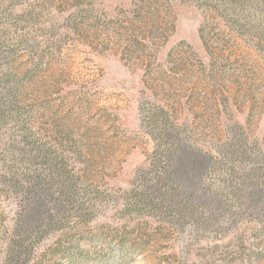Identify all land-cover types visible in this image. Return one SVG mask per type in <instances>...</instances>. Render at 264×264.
I'll use <instances>...</instances> for the list:
<instances>
[{
	"label": "rangeland",
	"instance_id": "1",
	"mask_svg": "<svg viewBox=\"0 0 264 264\" xmlns=\"http://www.w3.org/2000/svg\"><path fill=\"white\" fill-rule=\"evenodd\" d=\"M7 96L0 264H77L63 254L80 251L93 264H264V186L259 209L237 218L233 207L248 198L235 186L264 175V0H0V105ZM157 107L195 160L217 163L216 193H192L206 209L230 202L217 221L125 210L151 169ZM54 171L55 188L39 192L47 215L64 199L61 231L10 254L16 186ZM65 180H79L82 209L61 197Z\"/></svg>",
	"mask_w": 264,
	"mask_h": 264
},
{
	"label": "trees",
	"instance_id": "2",
	"mask_svg": "<svg viewBox=\"0 0 264 264\" xmlns=\"http://www.w3.org/2000/svg\"><path fill=\"white\" fill-rule=\"evenodd\" d=\"M13 101L14 100L9 98V96L3 98L0 105V115H2L3 118L5 117L4 115L6 114L5 111L7 108L8 111L15 108L16 104ZM154 112L153 118H151L153 123L151 122V124H149V126L151 125L152 138L156 145L151 169L148 173H145L146 175L142 178L144 182L143 190L142 188L139 190L134 189L126 193L125 210H128L131 214L150 212L156 216L171 214L181 218L208 216L206 222L217 221V218L212 215H219L220 213L223 214L231 211L232 205L229 204L230 202L227 199L225 200L227 201L226 203L222 201L216 202L214 199L211 206L206 209L208 204L195 201L192 194L193 190H196L195 193H201L205 196L216 193L213 189V185H208L207 180L216 170L218 166L217 163L212 160V157H208V161L204 162L195 160L194 150L196 151L197 149L195 148L193 150L192 146L190 147L187 143V139L183 136L184 131L171 125L169 122V114L163 108L157 107ZM226 145L230 149L238 147L237 144L232 142ZM42 152H40L41 155ZM46 159H49V157ZM232 173L233 170L230 174L233 179L234 176ZM53 174H55V171L46 175L45 178H40V176H38V178H35L34 181L29 183L25 191L22 186H16L18 191L20 190L25 196L23 198L24 204L17 213V222L13 231L10 254L20 253L19 250L22 248V244L28 245V242H31L34 237L44 239V237L52 232L61 231V224H58L65 216L63 208L64 199H60V202L51 201L50 203L54 208L52 209L53 212L48 215L45 211L47 207L45 204L46 199H42L44 196L43 194H48L57 184ZM261 175H257V181L254 182V185L248 182L249 175H247L248 178L246 177L242 184L235 186L234 192L238 193L237 187H239L241 188V192H239L248 196L245 200H242L241 197L238 198L236 200L237 203L233 205V207L236 206L238 210L234 213L238 214L237 218L240 214H243V212L247 213L250 210L248 209L249 207H255L254 203L259 204L262 202L260 193L264 186V175ZM68 182L69 180H65L60 186V191L61 194L67 191L69 196L64 197L61 195V197L66 200L68 199L75 211L80 210L82 209V204L76 198L78 191L77 186L80 184L79 180H74L65 187V184ZM150 182L152 185L149 187ZM232 182L233 180H231V183ZM251 188H254L253 192L259 193V195L253 193V196L258 195L259 197L251 199L252 192H248ZM39 189H41L43 194L39 192ZM255 208L259 209L257 207ZM48 211L49 209L47 212ZM201 221H203V218H197V222ZM80 235L82 236L83 233H80ZM79 253L81 255L79 254L78 257L70 256L68 252L67 254H63V256L67 260H71L72 257L78 259L77 264H93V262L90 263L91 259L89 256L83 254V251ZM120 256H122V254ZM92 261L94 260L92 259ZM9 264H12V258H9Z\"/></svg>",
	"mask_w": 264,
	"mask_h": 264
}]
</instances>
